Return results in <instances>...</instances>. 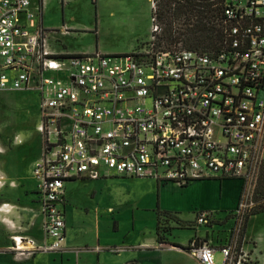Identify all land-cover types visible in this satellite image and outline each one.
Wrapping results in <instances>:
<instances>
[{"label": "built area", "instance_id": "2783aa9c", "mask_svg": "<svg viewBox=\"0 0 264 264\" xmlns=\"http://www.w3.org/2000/svg\"><path fill=\"white\" fill-rule=\"evenodd\" d=\"M156 1L149 39L131 53L66 55L51 50L45 0H0V93L38 95L42 139L33 175L43 237L14 236L12 252L64 250L61 204L76 179L240 180L243 223L264 166V0H222L224 37L208 50L160 48ZM214 220L197 213L198 226ZM189 246L199 264H242L231 245L219 249L224 262L209 240Z\"/></svg>", "mask_w": 264, "mask_h": 264}, {"label": "rangeland", "instance_id": "374dc122", "mask_svg": "<svg viewBox=\"0 0 264 264\" xmlns=\"http://www.w3.org/2000/svg\"><path fill=\"white\" fill-rule=\"evenodd\" d=\"M96 1L83 0V18L85 16L88 19L90 14L95 11ZM129 1L128 11L133 12L137 9L136 12L140 13L141 6L139 3L141 0ZM161 3L160 0L156 1L157 11ZM47 4L48 1L45 0L44 13L46 12ZM51 7L50 11L47 14L45 13L47 18L52 17L58 12L55 9V4H52ZM107 9V0H102L103 13H106ZM59 16L61 19V15ZM158 16V20L162 26L159 47L163 49L180 45L185 47L183 42L167 47L165 30L168 26V21L162 19L160 15ZM174 25L175 27L178 26L179 21H175ZM130 29V26H124L118 30H112L109 24L105 22L102 33L98 38L88 35L79 39H66L63 42L68 46L124 47L131 42L128 37ZM58 46L60 45L58 44ZM98 52L106 55L102 51ZM98 52L94 51L93 54ZM38 102L39 97L35 93H0V169L2 166H6L7 169L16 167L21 173L25 174H21L19 178L20 182L26 185L20 189V192L22 195H24L23 192L27 189L32 192L29 197L33 198V202H35L33 206L41 215V205L35 201L39 196L33 191L38 189L39 182L32 175L34 164L40 159L42 152V139L40 134L36 132V126L39 123ZM225 181H223V187H220V181L209 180L208 182H202V186H196L191 189L177 190L172 188L164 191L163 194L161 193L162 204L171 210L179 211L181 217L180 222L172 220L175 224V229L172 230L170 219L167 221L163 220L161 228L165 231L168 230V232L172 230L171 235H169L171 241L177 242L176 244L179 245H189V242L191 239H194L198 231L204 233L207 228L215 224L218 226L217 231L219 232V240L217 239L216 245H219L220 248L223 245H231L237 259L240 256L242 257V264H264V211L250 217L244 240L240 245L243 223L241 222L242 219L238 218V214L236 213L237 207H235L238 183L231 181L230 183H225ZM260 182L259 176L256 185L251 189L252 194L248 200L250 205L248 213L259 210L264 206V200L258 194ZM154 186H156V183L152 180L138 179L109 180L106 182L94 180L70 185L67 193L71 202L68 207L70 236L75 237V242L85 243L88 240V235L84 236V234L78 233L77 229H88L94 226V222L103 221V218L108 216L105 215V209H108L114 202H116L115 206L118 207L122 216L123 236L126 235L133 221H136L135 226L142 234L150 235L151 233H156V213L154 210L157 206L158 194L157 188L156 190L151 188ZM94 189L97 191L96 199L99 202L96 210L94 208L97 206L90 203L91 191ZM243 189L244 192L249 191V188L246 186ZM114 195L116 196L115 199L112 197ZM117 198L118 201H116ZM86 206L90 209V213L85 211ZM76 208L81 210L80 214L75 212ZM82 209L84 210L83 212ZM199 212L217 213V220L210 226H198L196 219ZM121 239L123 240L122 237ZM3 242L4 237L2 232H0V264H4L1 262V258L3 254H6L5 250H1ZM131 243L130 240H126V245ZM34 256H20L14 253V258L17 261L29 260ZM173 259L175 262L180 263L187 260L183 255H176ZM215 259L217 262H224V256L220 250L216 252ZM53 261L54 256L51 255L43 256L39 260L42 264H54Z\"/></svg>", "mask_w": 264, "mask_h": 264}, {"label": "crops", "instance_id": "0c3cea01", "mask_svg": "<svg viewBox=\"0 0 264 264\" xmlns=\"http://www.w3.org/2000/svg\"><path fill=\"white\" fill-rule=\"evenodd\" d=\"M47 1L48 4L45 9L46 14L50 11L52 4H55V9L58 10L57 14L52 17L47 18L45 13L43 15V25L46 24L44 26L46 27V35L49 40L51 50L55 53L82 55L93 54L94 51H102L103 53L109 55H123L131 53L141 43H145L149 39L151 17L154 11L153 0H141L139 3L141 6L140 13L136 12L137 9L133 12L128 11L130 4L129 0H109V2L107 0L108 9L106 13H103L102 0L99 2L97 0L95 11L90 14L88 19L85 16L83 18V0ZM58 13L61 15V19ZM105 22L109 24L112 30H118L124 26H130L131 29L128 32V37L131 41L130 44L124 47L113 46L104 48H101L100 46H68L64 44L63 41L66 39H79L88 35H93L95 38H98L102 33V28ZM58 44L61 47L58 46ZM21 174H23V172L21 173L18 169L12 168L7 170L6 166H2L0 169V180L5 183L4 186L0 187V232H2L4 237L1 250L6 251V254L2 255L1 262L4 264H42L39 260L42 259L43 256L48 255L54 256V264H199L192 253L184 250L183 248L173 246L172 244H176L177 242L171 241L169 237L167 243L161 244L158 242L157 233H151L150 235L145 233L142 234L135 226L136 221L132 222V226L129 227L127 232L125 231L126 235L123 236L122 233L124 231V227L121 221L122 216L120 215L118 207L115 206L116 202L112 203L108 209H105V215L108 216L103 218V221L94 222V226L89 227L88 229H77L78 233H82L84 236L88 235V240L85 243L75 242V237L72 235L70 236L69 231L68 207L71 202L67 193L70 185L72 184L83 181H94L85 178L70 181L65 185L64 201L61 204V208L65 213L67 222V238L64 250L59 253H39L29 260L17 261L14 258V252L11 251V247L14 243L12 238L14 236H29L38 241H41L43 237L42 215H40V212L34 208L33 204L35 202H33V198L29 197L32 192L29 189L23 192L24 195L20 192V189L26 186L19 180ZM130 179L136 178L113 176L99 180L106 182L109 180L121 181ZM230 181L238 183L235 200V207H237L243 191V182L240 180H227L225 183H230ZM154 182L156 183V186L151 188L154 190L157 188L158 194L157 206L154 210L156 213L155 227H157L159 211L175 214L181 220L179 211H175L173 209L171 210L162 204L161 193L163 194L164 191L172 188L177 190L191 189L196 186H202V182L208 181L194 182L187 187H181L177 184H160L156 181ZM219 184L220 187H223L224 182L220 181ZM33 191L36 192L37 190ZM91 193L90 203L97 206L99 204L96 199L97 191L94 189ZM112 197L113 199L116 198L115 195ZM35 201L40 203L39 197L36 198ZM116 201H118V198ZM98 206L93 208L96 210ZM83 211L84 210L82 209V212ZM85 211L90 213V209L87 208V206L85 207ZM75 212L80 214L81 210L76 208ZM216 215L217 213H215V220L212 224H214L217 220ZM86 216H88V214H86ZM171 224L172 230L175 229L174 222H171ZM217 227L218 226L214 224L213 226L207 228L204 233H200L198 231L194 239H191V241L195 239H198L199 241L208 239L212 244H214L216 249L219 250L220 246L216 245L217 239L219 240ZM126 240H130L132 243L126 245ZM181 245L187 247L188 244ZM97 248H100V250L98 251ZM176 255H183V257H186L187 260L182 263L175 262L173 258Z\"/></svg>", "mask_w": 264, "mask_h": 264}, {"label": "trees", "instance_id": "16d2710c", "mask_svg": "<svg viewBox=\"0 0 264 264\" xmlns=\"http://www.w3.org/2000/svg\"><path fill=\"white\" fill-rule=\"evenodd\" d=\"M161 2L158 14L162 19L168 21V26L165 30L167 47L179 42H183L185 48L191 50H208L219 47L224 37L222 0H161ZM175 21H179V25L176 27L174 25ZM36 132H38L37 126ZM13 169H16V167ZM260 181L261 185L258 188V194L264 200V166L261 170ZM263 211L264 206L259 210L246 214L241 230L240 245L244 240L250 217ZM169 219L171 222L172 220L181 221L175 214L170 212H158L156 233L158 242L161 244L167 243L171 234V230L169 232L168 230H162L161 222ZM172 245L183 248L186 251L191 250L190 246ZM212 245L214 246V244Z\"/></svg>", "mask_w": 264, "mask_h": 264}]
</instances>
